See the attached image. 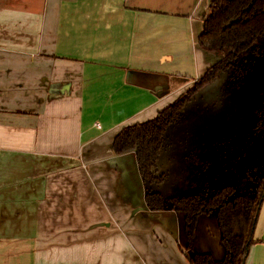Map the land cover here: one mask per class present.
Wrapping results in <instances>:
<instances>
[{
    "label": "crops",
    "instance_id": "obj_1",
    "mask_svg": "<svg viewBox=\"0 0 264 264\" xmlns=\"http://www.w3.org/2000/svg\"><path fill=\"white\" fill-rule=\"evenodd\" d=\"M211 2L0 0V264H189L183 216L148 209L113 142L218 60L198 43ZM209 225L195 246L221 258Z\"/></svg>",
    "mask_w": 264,
    "mask_h": 264
},
{
    "label": "trees",
    "instance_id": "obj_2",
    "mask_svg": "<svg viewBox=\"0 0 264 264\" xmlns=\"http://www.w3.org/2000/svg\"><path fill=\"white\" fill-rule=\"evenodd\" d=\"M198 43L203 51L219 56L215 64L156 118L126 127L114 139V154L122 156L134 153L139 173L149 188L159 184L154 178V170L164 148L166 133L171 125L184 117L195 96L204 88L214 85L220 75L228 70L233 71V80L238 76L245 77L248 74L249 55L256 59L263 57L264 0H212L203 18ZM145 201L151 211L165 209L166 201L161 193L149 192ZM263 201L264 187L255 197L243 198L222 207L218 222L223 256L216 259L207 252H194L197 221L204 213L201 204L184 196L173 199L172 210L184 219L185 244L182 251L188 263L246 264L254 244V231Z\"/></svg>",
    "mask_w": 264,
    "mask_h": 264
},
{
    "label": "flooded vegetation",
    "instance_id": "obj_3",
    "mask_svg": "<svg viewBox=\"0 0 264 264\" xmlns=\"http://www.w3.org/2000/svg\"><path fill=\"white\" fill-rule=\"evenodd\" d=\"M253 95L244 99L243 103L239 101L236 105L229 108V111L225 110L224 116L226 117L228 115L226 118L214 114V110L216 111L220 107L215 100L216 102L209 105L208 109H206V112L211 110L214 115L203 117L198 123L203 127L201 131L203 132L201 143L204 144L199 143L196 146L198 148L196 152L188 149L186 140L183 143L175 144L171 150L174 164L170 170L168 172L165 170L161 172L158 166L154 170V178L159 182L156 185L159 187L156 188V185L151 186L147 190L148 193L157 192L158 190L170 206L173 199L181 197L179 195L201 204L204 213L197 221L195 244L199 238L198 227L202 222L207 223V226L211 224L218 230L220 241L218 214L222 207L235 203L243 198L255 197L264 187V100H258ZM197 96L198 94L191 101L189 110L195 107L196 104H200L201 99L199 100ZM205 105L201 104V107H206L207 105ZM233 122L238 123L240 131L244 133L243 137L247 135L245 141L242 142V148L236 152H232L231 150H226V152L222 151L217 156V159L208 152L203 151L205 145L210 144L208 142H211V144L215 142L211 137L212 134L210 136L205 135L209 127L221 131L227 126H232ZM195 125H191V128H195ZM201 151L204 153H200ZM163 152H161V155ZM260 153L262 155L261 159ZM182 160L187 161L192 166L202 164V183L200 185L196 184V186L202 185V188L181 189L182 191L174 190V184L171 185L176 181L174 170H178L179 166L176 164H179ZM219 178L222 179L221 182H218ZM167 179H170V186L167 185ZM143 183L146 184L144 181ZM161 188H164L163 192ZM194 252L202 253L197 250L195 245Z\"/></svg>",
    "mask_w": 264,
    "mask_h": 264
},
{
    "label": "rangeland",
    "instance_id": "obj_4",
    "mask_svg": "<svg viewBox=\"0 0 264 264\" xmlns=\"http://www.w3.org/2000/svg\"><path fill=\"white\" fill-rule=\"evenodd\" d=\"M262 48L263 54L264 45ZM248 58L250 59V63L248 62V74L245 77L233 80L232 70L222 73L219 80L214 85L204 88L198 94L197 97H199V100L201 99L199 102L200 104H196L197 106L195 105V107H192L191 110L187 109L184 117L177 124L169 127L164 142V152L157 162L158 169L161 172L164 170L168 172L174 164V158H172L173 155L171 150L175 144L177 145L179 143H183V141L186 140L188 143V149H192L194 152L198 149L196 146L202 141L203 132L201 133V131L203 127L200 126L198 130H194V127L191 128V125L198 124L203 117L213 116L214 114L219 115V117L226 118L228 115L226 117L224 116L225 110H228L233 105H236L239 101L243 103L244 99L248 98L252 94H254L253 96H255L258 100H264V54L263 57L260 58L261 61H259V56L257 57L258 61L253 55H249ZM235 71L236 70H234V72ZM215 100L220 107H218L216 111L214 110V114H212L211 110L206 112L209 105L216 102ZM218 101L221 103L219 104ZM201 104H206L207 106L205 105L206 107H201ZM189 125L190 127L188 128ZM212 133L217 135V137H215V142H212L213 144L208 142L210 144L205 145L203 151L208 152L211 156L213 155L216 159L222 151L226 152V150H231L232 152H236L242 148V142L245 141L247 137V135L243 137L244 133L240 131L238 123L234 122L232 126H227L221 131L219 129H211V127H209L205 135L210 136ZM201 144L203 145L204 143ZM203 151L200 153H204ZM261 158L262 155L260 153V159ZM176 165L179 166L178 170H174L176 181L171 184L170 179H167V185L170 186V184H174L173 186L175 187V191H182L184 189L187 190L191 188L197 189V187L202 188V185L196 186V184L200 185L202 183V164L192 166L187 161L182 160V162ZM221 181L222 179L219 178L218 182ZM143 187L145 191L149 188L144 183Z\"/></svg>",
    "mask_w": 264,
    "mask_h": 264
},
{
    "label": "water",
    "instance_id": "obj_5",
    "mask_svg": "<svg viewBox=\"0 0 264 264\" xmlns=\"http://www.w3.org/2000/svg\"><path fill=\"white\" fill-rule=\"evenodd\" d=\"M259 61H261V60L259 59ZM186 110H187V109H186ZM200 126H201V125L196 124L194 130H198ZM201 133H202V132H201ZM211 137L213 138V141H215V137H217V135L212 133V136H211ZM158 187H159V186H156V188H158ZM161 190L164 191V188H161ZM163 191H162V192H163ZM147 193H148V192L146 191L145 197H146ZM153 193H156V191H154ZM157 193H159L158 190H157ZM179 196L183 197L182 195H179Z\"/></svg>",
    "mask_w": 264,
    "mask_h": 264
}]
</instances>
